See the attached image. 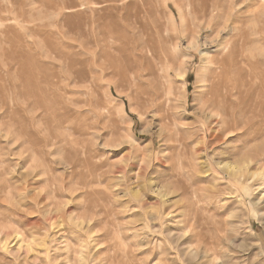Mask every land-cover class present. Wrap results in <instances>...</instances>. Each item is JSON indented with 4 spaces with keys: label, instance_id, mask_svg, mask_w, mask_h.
I'll list each match as a JSON object with an SVG mask.
<instances>
[{
    "label": "rangeland",
    "instance_id": "obj_1",
    "mask_svg": "<svg viewBox=\"0 0 264 264\" xmlns=\"http://www.w3.org/2000/svg\"><path fill=\"white\" fill-rule=\"evenodd\" d=\"M211 2L0 0V264H264V0Z\"/></svg>",
    "mask_w": 264,
    "mask_h": 264
},
{
    "label": "bare ground",
    "instance_id": "obj_2",
    "mask_svg": "<svg viewBox=\"0 0 264 264\" xmlns=\"http://www.w3.org/2000/svg\"><path fill=\"white\" fill-rule=\"evenodd\" d=\"M17 3V1H16ZM76 4V3H75ZM17 5V4H16ZM65 7H69V6H65ZM64 7V8H65ZM73 7V6H72ZM189 7H190V11H191V15H192V18L195 20V22L199 19H202L203 17H206L207 14L211 11H215V6L213 5V3L211 2V0H189ZM84 8V6H83ZM139 10V9H138ZM18 14L21 16L20 14V11L18 10ZM154 15H155V12H154ZM152 16V15H151ZM157 16V15H156ZM210 16V15H209ZM22 19L24 21H28V18L27 16L25 17L24 16H21ZM77 17V16H76ZM126 17V16H125ZM124 17V18H125ZM137 17H139L137 15ZM144 17V16H143ZM141 17V18H143ZM70 18V15H67L66 16V24L68 26H70L71 29H76L78 32L83 29V20H77L76 22H73V24L71 22L67 23V20ZM79 18V17H78ZM88 18V17H87ZM90 18V17H89ZM88 18V19H89ZM139 18V19H141ZM109 19V18H108ZM145 19V18H143ZM88 21V20H87ZM85 21V22H87ZM111 22H114L112 20H110ZM134 21V20H133ZM139 21V20H137ZM106 23V22H103L101 24V29L104 33H106L107 35V32L111 29H113L115 26L111 23ZM145 22V21H144ZM2 23V22H1ZM87 24V30H88V33L85 35V36H82L81 38H79V41L77 40V42L80 43V49L82 53L85 54L86 53H93L94 49L92 47L89 46V43H91V40L90 38H88L89 36H92V33L94 32V27L96 26L94 20L90 19L89 22L86 23ZM116 24V23H115ZM118 24V23H117ZM85 25V24H84ZM100 25V24H99ZM119 26V25H118ZM122 26V25H120ZM172 26V25H171ZM48 26H37V29H39L40 31H44V32H47V30H44L42 28H47ZM98 28V27H97ZM146 28H149V27H146ZM162 29L164 30V26L162 27ZM166 30L167 32L171 31V28L166 26ZM63 34H64V29H61L60 30ZM129 31V30H128ZM188 31L187 29L184 30V32ZM49 32H52L54 35H55V32L54 31H50ZM66 32V31H65ZM149 32V31H148ZM176 32V31H174ZM102 33V32H101ZM100 33V34H101ZM139 33V32H138ZM76 34V33H75ZM174 34V33H173ZM52 35V34H50ZM170 38L172 40H174L176 37L171 35V32H170ZM76 36V35H75ZM78 36V35H77ZM88 39V41H86V39ZM97 38V37H96ZM111 39V38H110ZM107 40V39H106ZM100 41V40H99ZM103 41V40H102ZM109 43V42H108ZM134 43V41H133ZM13 48L16 49L18 46L16 44H13L11 43ZM139 44V43H138ZM93 45V44H92ZM107 45V44H106ZM110 46V45H109ZM75 47V46H74ZM101 48V47H100ZM19 49V48H18ZM26 50V49H25ZM101 50V49H100ZM121 49H119L120 51ZM102 51V50H101ZM122 51V50H121ZM8 52H10V50H8ZM12 52V51H11ZM109 52V51H108ZM126 52V51H125ZM134 52V51H133ZM81 53V55H83ZM100 53V52H99ZM123 53V52H122ZM173 53V52H172ZM100 55V54H99ZM116 55L114 52H110L109 53V56H107V59L109 62H112L113 60V57L111 56H114L116 58ZM86 56V54L84 55ZM87 56L89 57H83V56H79L78 59H77V62L78 63H82L87 65V63H89L91 60H93L92 58H90V55L87 54ZM174 57V55H173ZM18 58V57H17ZM99 58V57H98ZM112 58V59H111ZM102 61V60H101ZM99 62V61H98ZM104 62V61H103ZM230 62H231V59H230ZM91 63V62H90ZM105 63V62H104ZM113 63V62H112ZM228 63H229V59H221V60H217V64L219 66H221L223 69L226 68L228 70ZM61 64V63H60ZM81 64V66H82ZM80 66V65H79ZM89 66V65H88ZM107 67V65L103 66L102 68L105 69ZM86 68V67H85ZM89 69V68H88ZM110 69V68H108ZM174 69V68H173ZM81 70V69H80ZM86 70V69H85ZM107 70V69H106ZM19 72V71H18ZM122 72V71H120ZM171 72V69L169 68L168 69V73L170 74ZM119 75V74H118ZM223 84L226 85V89L223 93L222 90V87H223ZM211 94H212V97L209 101V107L210 109L214 110V109H218L220 111V116L219 118H217V120H215L217 122V124L220 125V132L223 133V132H226V131H234V130H238V127H239V124L238 122L236 121V112H233L232 110V106H230L229 101H231L233 98H234V95L236 94V92H238V94H240V87H239V84H228L222 80H217V79H214L213 83H212V87H211V90H210ZM165 94V93H164ZM166 96V95H165ZM237 96V95H236ZM154 97V96H153ZM168 97V96H167ZM171 98V96L169 97V99ZM154 101V100H153ZM160 101V100H159ZM232 102V101H231ZM230 102V103H231ZM168 105V104H167ZM160 106V105H159ZM155 107V106H154ZM166 107V106H165ZM157 110V108H156ZM211 110V111H212ZM209 111V110H208ZM165 111H163L164 113ZM210 112V111H209ZM243 112H244V109H243ZM171 113V112H170ZM212 113V112H210ZM161 114V113H160ZM158 116V114H157ZM167 117V116H166ZM173 117V116H172ZM160 119V118H159ZM168 119V118H167ZM214 120V119H213ZM165 121V120H164ZM174 121V120H173ZM246 122V121H245ZM250 122V121H249ZM252 122V121H251ZM166 123V122H165ZM173 123V122H172ZM255 124V123H254ZM258 124V123H257ZM177 126V124H175ZM163 127V126H162ZM247 127V126H246ZM252 129V128H250ZM254 129V128H253ZM259 130V129H258ZM249 131V130H248ZM247 131V133H249ZM219 135V134H218ZM236 136V135H235ZM251 135L249 136L248 135H244V147L247 149L244 153V155L238 159V160L235 164H233L232 162H225V164L223 165V168L232 173L233 175H236L238 171H241L243 170L244 168H248L249 165H250V162L254 161V158H253V154H252V149L253 147L249 146V144H247L246 140L249 139L248 141H251ZM237 141V140H236ZM185 142V141H184ZM186 143V142H185ZM260 143V142H259ZM256 145V144H255ZM262 145V144H261ZM239 147V146H238ZM244 150V149H243ZM252 150V151H251ZM233 151H236V149H233ZM254 151H255V148H254ZM253 151V152H254ZM261 153V152H260ZM257 154V153H256ZM258 155H255V157H257ZM218 162V161H217ZM221 164V163H220ZM209 239V238H208ZM206 241V240H205ZM204 242V241H203ZM212 243V242H211ZM213 248V247H212ZM212 250V249H211ZM210 251V250H209Z\"/></svg>",
    "mask_w": 264,
    "mask_h": 264
}]
</instances>
